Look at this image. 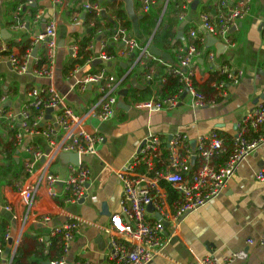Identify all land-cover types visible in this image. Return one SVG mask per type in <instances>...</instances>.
<instances>
[{
    "label": "crops",
    "instance_id": "0c3cea01",
    "mask_svg": "<svg viewBox=\"0 0 264 264\" xmlns=\"http://www.w3.org/2000/svg\"><path fill=\"white\" fill-rule=\"evenodd\" d=\"M27 1L0 0L1 43L4 45H9L11 41L19 43L22 36L27 34L24 33L19 36L10 29L18 6H23L22 17L27 20L26 22H31L32 17L40 9L46 10L47 18L42 21L40 29L45 28V22L49 19H55L58 23L59 48L55 75L53 79L36 78L30 72L18 75L8 62H2L0 63V101L2 97L6 96L8 99L7 107L18 113L26 102L29 90L34 87H44L52 89L61 98L59 110L69 106L78 115H82L97 103L99 89L97 85L91 84L83 89L76 85V79L106 69L109 75L124 80L119 89V97L120 103H124L125 108L118 107L116 116L108 122H101L95 118L88 124L90 131L104 137V142L99 146L97 155L83 156V164L91 174L87 198L84 202L65 204L61 198L53 199L48 195L46 189L42 190L36 198L32 215L36 217L50 215L51 222L45 224L38 220L31 221L24 239L17 248L14 243L8 242L4 249H0V264H13L16 252L20 247L23 249L25 264H50V262L43 261L38 249L41 245L37 243V239L41 236L47 238L52 228L65 224L71 218L81 219L83 225L66 255V264L86 261L101 264L105 261L110 250L109 235L104 228L109 225L111 215L120 211L122 185L117 172L135 156L149 131L166 138H169L176 131L185 132L191 140L192 147L196 145L199 136L213 131H216L226 140H233L238 126L246 114L256 105L264 102V42L261 36L264 0H252L251 15L240 24L238 30L231 33L230 39L235 46L232 48L227 46L224 53L217 54L219 62L244 72V77L239 86L229 87L228 94L224 98L217 99L215 104L203 109H193L186 101L176 108L157 112L135 107L137 101H144L141 99V91L147 90L149 96L147 100H150L159 96L157 92H159L160 87H157L155 94L147 87L144 70L136 64L137 57L134 54L119 56L125 46L122 42H113L112 36L115 31H111L110 28H105L104 32L97 31L94 35L92 43H94L95 50L92 53L97 57L101 42L104 41L108 43V48L111 46L113 49V55H116L114 60L107 63L96 61L95 66L98 65V67L87 64L81 66L76 78H70L69 73H64L71 58H74L71 48L76 45L77 40L90 36L96 27L95 21L87 20V16L94 13H84V5L94 3L101 6L102 11L106 12L107 18H103L102 14L99 17L96 16L104 27V25L116 21L118 25L120 24L111 5L118 2L116 8L125 9V5L121 6L124 3L117 0H66L68 7L63 13L58 7H53L51 0H37L35 5H27ZM217 1L182 0L183 12L179 19L174 17L177 32L180 31L183 23H186L184 29H194L199 22L200 14L215 10ZM169 2L170 0H162L158 7L154 8L151 14L149 13L151 17L156 18L155 29L162 12L166 6L168 8ZM195 2L198 3L194 8ZM135 4L138 14L143 15L141 0H135ZM79 12L82 13L81 19L75 21L74 17ZM164 21L166 22L165 15L160 27ZM103 27L101 28L103 29ZM6 31L10 35L5 33ZM3 35L6 39L3 38ZM128 35L137 39L133 32V25L132 29L128 30ZM143 36V39H137L139 44L144 47L149 46L148 42L152 35L149 39L144 33ZM18 37H21L20 40ZM28 37L31 42L30 34ZM189 42V38H186L185 35L184 45ZM151 45H154L153 40ZM36 48L37 53L34 56ZM207 48L213 49L217 53L215 47L207 46ZM157 49L169 54L172 58V62H164L163 60V62H157L148 58V61L158 63L157 69L156 67L153 68L157 71L156 76L161 77L159 72L162 67L167 64L177 65V54L175 49H169L170 51ZM13 52L18 56L22 53L18 47H14ZM43 57H45L43 46L32 48L30 68L37 67L38 61ZM197 62L199 71L204 72L206 61L198 60ZM196 80L203 87L209 89L206 91L211 97H215V93L211 90L212 79L198 80L196 78ZM59 110L54 111L53 115L51 114L52 117ZM0 137L4 143L10 141L5 129L0 131ZM28 144L39 147L46 153L50 150L44 137L26 136L23 146L20 147L15 156L17 164H21V167H24V161L28 157L24 149ZM226 145L228 144L226 143ZM5 156L0 146V219L7 220V230L11 229L15 234L20 224L13 219L12 213L6 211V206L17 202L16 185L19 183L27 184L28 177L14 184L7 183L3 176L4 172H2L8 165ZM262 169H264V144L240 163L238 170L220 197L183 220L177 236L166 246L164 254L156 258L151 264H196L211 253L216 254L220 264H225L224 258L239 250H246L249 257L245 262L235 264H264V246L259 244L247 245V241L250 239L264 240V184L256 179V174ZM52 171L61 179L67 178L69 175L68 162L60 158L52 167ZM56 191L59 194L65 193L61 183L57 186ZM170 199L174 198H171L170 195ZM15 209H20L22 214H25V209L23 211L22 206L16 205ZM166 226L167 233H170L172 225L168 223ZM45 249L48 250L49 247H45Z\"/></svg>",
    "mask_w": 264,
    "mask_h": 264
},
{
    "label": "built area",
    "instance_id": "2783aa9c",
    "mask_svg": "<svg viewBox=\"0 0 264 264\" xmlns=\"http://www.w3.org/2000/svg\"><path fill=\"white\" fill-rule=\"evenodd\" d=\"M51 1L53 7H58L63 13L66 11L68 7L66 0ZM161 1L141 0L143 15L151 13ZM36 3L37 0L27 1V5ZM83 10L84 13H95L98 17L102 14L99 4L87 3ZM251 12L252 0H218L215 10L200 14L197 26L188 35L190 42L176 50L177 65H166V72L177 76L183 84L179 94L164 99L157 97L136 102L135 107L157 112L176 108L187 101L193 109H203L215 104L217 99L224 98L229 87L239 86L244 72L219 62L216 51L207 48V42L208 39H214L228 47H234L235 44L230 39L231 33L239 29L240 24L251 15ZM22 13L23 6H18L10 29L19 36L24 33L30 34L31 48L22 59H19L15 54L4 56L3 53L9 52L10 48L9 45L1 43L0 63L8 62L18 75L30 72L36 78L53 79L59 48L57 20L49 19L45 22V28L41 30L40 25L47 18L46 10L40 9L32 17L31 22H26ZM165 13L162 12L158 27ZM81 15L82 13H77L74 20L79 21ZM32 26L34 27L31 28ZM261 36L264 42V20ZM20 38L18 37V40ZM112 39L115 43H124L125 47L119 56L134 54L137 57L136 64L145 72L147 87L155 94L157 87L165 84L167 79L164 76H156L157 71L148 66L147 61L148 58H152L154 61L163 62L162 59L151 55L149 46H141L122 26H119ZM36 46H43L47 62L42 68L31 69L29 64L31 51ZM107 48L108 43L102 41L99 55L97 57L92 55L87 65L96 61L107 63L114 60L116 55L110 54ZM78 50L76 45L71 48L74 58H78ZM88 50L90 52L95 50L94 43L91 42ZM198 60L206 61L204 72L199 71ZM80 69V66H76L69 73V77L76 78ZM196 78L212 79L211 89L215 97L200 92L193 84ZM76 80V85L83 89L90 84L97 85L99 89L97 103L82 115H78L69 106L59 110L61 98L52 89L44 87L29 90L26 102L18 113L7 107L6 96L0 101V120L8 122L10 128H18L15 142L19 149L28 135L44 137L50 147L47 153L29 144L24 148L28 155L24 161L28 183L16 185L17 202L6 206V211L12 213L13 219L20 224L15 234L11 229L6 233V240L8 242L12 240L16 248L24 239L31 221L38 220L47 224L52 220L50 215L37 217L32 215L36 198L42 190L46 189L53 199L61 198L65 204H77L87 198L91 174L83 164V156L97 155L99 146L104 142V137L90 131L88 124L95 118L101 122H108L116 116L120 104L119 89L124 80L109 75L106 69ZM48 109H53V113L59 111L51 119H47ZM190 141L188 135L182 131H176L169 138L149 131L140 150L117 172L122 185L120 211L111 215L109 225L104 228L109 235L110 250L101 264H151L162 256L166 246L177 236L183 220L220 197L240 163L264 144V102L246 114L230 147L216 131L199 136L194 148ZM229 151L230 157L225 163H215L220 155ZM64 154L78 155L79 161L78 165L68 163L69 175L61 179L54 174L52 167ZM256 179L264 184V169L256 174ZM60 183L65 189L64 194L56 191ZM164 184L175 190L176 198L170 199ZM16 205L22 206L23 211L25 209L24 215L20 209H15ZM150 207L152 211L149 210ZM157 216H160L161 220H158ZM168 223L172 225L170 233H167ZM82 225L81 219L71 218L65 224L52 228L47 238L39 237V243L46 247H50L51 238H60L59 243L64 255L60 260L51 261L50 264H66V255ZM254 244L264 246V240L247 241V245ZM248 257L246 250H239L224 258V263L245 262ZM76 264L95 263L86 261ZM196 264L220 263L216 254L211 253Z\"/></svg>",
    "mask_w": 264,
    "mask_h": 264
},
{
    "label": "trees",
    "instance_id": "16d2710c",
    "mask_svg": "<svg viewBox=\"0 0 264 264\" xmlns=\"http://www.w3.org/2000/svg\"><path fill=\"white\" fill-rule=\"evenodd\" d=\"M116 5H118V2L113 3L111 5V8L115 14L116 19L120 22L119 25L116 21L114 23H110V24L108 23V24L104 25V27H103V25L100 23V19H98V17L96 16L95 13L87 16V20H93L96 22V27H94V29L90 33V36H87V37L83 38L82 40L76 41L75 44L79 49L78 50V58H71L70 63L65 68V71H64L65 74L70 73L73 69H75L76 66L81 67V66H84L87 64V61L93 55V53L90 52L88 50V48H89V46H90V44L94 38V35L97 33V31H103L104 32L105 28H110L111 31L116 32L118 30L119 26H122L123 28H127L128 30L132 29V23L128 20L125 9H123V8L118 9V8H116ZM123 5L124 4H121V6H123ZM182 12H183L182 0H170L167 11L165 13L166 22L164 21L163 25L158 29L156 35L153 38V44L157 48L161 49L162 51H170L173 49H175V51H176L178 48H180L181 46L184 45L183 41H180L177 39V36H178V32H177V28H176L177 26H176V23H174V17H178V19H179L180 14ZM203 13H205V12H203ZM150 14L144 15V19L142 20V31H143V33L147 39H149V37L152 35V33L156 27V23H157L156 18L151 17ZM101 27H103V29ZM191 30L192 29H189V28L184 29V33L186 35V38H188V35H189ZM115 32H113V33L115 34ZM30 43L31 42L29 41L28 34H25L22 36V40L19 43L11 41L9 44L10 51L4 52L3 55L8 56L10 54H14L13 48L18 47V48H20V50L22 52L21 55L18 56V58L22 59L24 57V55L27 53V50L29 48H31ZM196 44H198V46H199L198 42H196ZM0 45H1V40H0ZM112 50L113 49L111 48V46H109L108 52L110 54H113ZM46 62H47V60L45 57L41 58L38 61L37 67L42 68L46 64ZM147 64H148V66L156 67V69H157L158 63H153V62L147 61ZM91 65L95 66V63H92ZM96 66L98 67V65H96ZM165 67H162L160 72L158 71L161 76H164L167 79L165 84L161 85L159 88L158 98H160V99L172 97V96H175L176 94H179V92L181 91V89L183 87V84L180 82L179 78L175 75H169L166 72ZM95 73H98V72H94L92 74H95ZM193 84L200 92H204L206 95L210 96L209 93L206 91L207 88L203 87L201 83L197 82L196 80H193ZM207 90H209V89H207ZM141 96H142L141 97L142 100L148 101L147 99L149 98V96H148L147 90L141 91ZM34 113H37V112H34ZM2 129H5L9 135V137H10V141L6 142V143H4L2 140V137H0V146L2 147L3 153L6 155L5 156L6 162L8 163V165H6V168L2 172H4L3 176H4L5 181L9 184H14L15 182H18V181H21V180L27 178L28 173L25 171L24 167H21V164H17V162L15 160V156L17 155V152L19 150V148L17 147L16 142H15V135L18 132V128L17 127L10 128V124L8 122H6L4 120H2V121L0 120V131ZM225 142L230 147L233 140L232 139H229V140L225 139ZM229 157H230V151L220 155L215 160V163L216 164H223L229 159ZM164 186L166 187L167 191L170 192L171 198L177 197V193L175 192V190H173L169 185L164 184ZM7 227H8V221L5 219H0V249H4L8 244V241L6 240ZM59 242H60L59 237L51 238L50 239L51 244H50V247L48 250L45 249L46 246L40 244L39 241L37 242L39 245H41L40 247H38V249L41 252L42 259L44 262H51V261H55V260H60L63 257L64 251H63V248L61 247ZM13 264H25L23 249L21 247L16 252V255H15L14 260H13Z\"/></svg>",
    "mask_w": 264,
    "mask_h": 264
},
{
    "label": "water",
    "instance_id": "95a60500",
    "mask_svg": "<svg viewBox=\"0 0 264 264\" xmlns=\"http://www.w3.org/2000/svg\"><path fill=\"white\" fill-rule=\"evenodd\" d=\"M117 1H120V2L124 3L127 17H128V19L131 21V23L133 25V32H134L136 38L137 39H143L144 36H143L142 31H141V21L144 19V16L138 14V12L136 10L135 0H117ZM197 3L198 2H195L193 4L194 8L196 7ZM165 10H166V8L164 9V13H165ZM102 16H103V18H107V15H106L105 11H102ZM185 26H186V23H183L182 26H181L180 31L178 32L177 39L180 40V41H184L185 40V34H184V31H183ZM158 28L159 27L157 26V28L154 30V32L152 34V37H151L150 41L148 42V45L150 47L149 53L151 55L157 57V58L162 59L164 62H168V61L172 62V58H171V56L169 54L161 52L160 50H158L156 48L155 45H151L152 40H153L154 36L156 35V33L158 31ZM5 33H8L10 35V33L7 32V31ZM3 38L6 39V37L4 35H3ZM207 46L208 47H215L217 49V54L218 55L224 53L225 50H227V46L226 45H224V44H222V43H220V42H218L217 40H214V39H208ZM36 53H37V48L34 50V56L36 55ZM183 97H185V95ZM119 107L120 108H125V104L121 102L119 104ZM52 113H53V109H48L46 118L47 119H51V117H52L51 114ZM141 147L142 146H140V148ZM194 147L195 146L193 145V148ZM140 148H139V150H140ZM61 159L66 160L68 163H73V164L78 165L79 156L78 155L64 154V155L61 156ZM194 164H195V159H193V161H192V167H194ZM82 202H84V200H82L81 203ZM149 210L152 211V207H150ZM157 218H158V220H161L160 216H157ZM166 225H168V224H166ZM9 242L12 244V240H10ZM47 264H49V263H47Z\"/></svg>",
    "mask_w": 264,
    "mask_h": 264
},
{
    "label": "rangeland",
    "instance_id": "374dc122",
    "mask_svg": "<svg viewBox=\"0 0 264 264\" xmlns=\"http://www.w3.org/2000/svg\"><path fill=\"white\" fill-rule=\"evenodd\" d=\"M152 12V11H151Z\"/></svg>",
    "mask_w": 264,
    "mask_h": 264
}]
</instances>
